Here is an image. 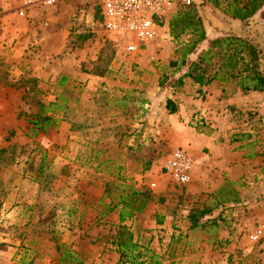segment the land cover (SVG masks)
<instances>
[{"label":"rangeland","instance_id":"1","mask_svg":"<svg viewBox=\"0 0 264 264\" xmlns=\"http://www.w3.org/2000/svg\"><path fill=\"white\" fill-rule=\"evenodd\" d=\"M188 1L206 32L188 63L234 34L261 50L264 75V4L240 22L223 10L246 0ZM99 2L61 0L19 17L0 0V264H122L118 225L139 244L138 264H264V245L248 238L264 218V91L242 92L236 80L171 86L186 72L168 67L177 46L168 21L183 0L132 54L103 29ZM176 148L192 165L182 187L161 172ZM140 202L120 224L126 203Z\"/></svg>","mask_w":264,"mask_h":264},{"label":"trees","instance_id":"2","mask_svg":"<svg viewBox=\"0 0 264 264\" xmlns=\"http://www.w3.org/2000/svg\"><path fill=\"white\" fill-rule=\"evenodd\" d=\"M214 0H205L203 4ZM264 0H246L242 6L237 5V1L228 2L223 13L231 19L240 22L246 21L257 14L262 8ZM169 35L176 43L174 54L176 59L171 60L168 67L172 69L171 74L179 72L185 68L186 72L176 77L171 86L181 87L184 79H190L199 88L210 85L213 81L227 83L236 80L235 85L242 92H262L264 91V75L259 69L261 50L247 37L229 35L216 38L209 43L208 48L198 56L197 61L188 63L189 56L193 55L198 45L206 40V32L203 20L200 16L199 6L189 4L181 6L168 21ZM183 35H190L186 42H180ZM215 62V70L212 72V63ZM170 76H165L159 82L163 86ZM166 109L169 114L176 113V105L171 100H167ZM50 121V118H43ZM41 122H35L39 126ZM4 150H1L2 153ZM254 155H250L252 157ZM147 202H140L138 206L126 203L119 211V222L124 223L133 217V212H141ZM130 206V208H128ZM202 212L201 214H204ZM192 222H195L194 216ZM195 226V224H194ZM112 244L116 247L119 259L122 264H138L142 255L139 244L134 241L133 234L124 225H118Z\"/></svg>","mask_w":264,"mask_h":264},{"label":"built area","instance_id":"3","mask_svg":"<svg viewBox=\"0 0 264 264\" xmlns=\"http://www.w3.org/2000/svg\"><path fill=\"white\" fill-rule=\"evenodd\" d=\"M61 0H11L7 12L19 17L34 9L51 7ZM187 5L188 0H183ZM175 11V0H100L99 14L105 31L116 35L122 41L126 54L143 50L155 36L159 22ZM190 158L181 148L174 149L162 167V174L171 184L182 187L191 179ZM156 183L150 187L155 188ZM249 241L257 246L264 245V218L251 231Z\"/></svg>","mask_w":264,"mask_h":264},{"label":"crops","instance_id":"4","mask_svg":"<svg viewBox=\"0 0 264 264\" xmlns=\"http://www.w3.org/2000/svg\"><path fill=\"white\" fill-rule=\"evenodd\" d=\"M102 76V75H101ZM101 76H99V75H92L91 77H92V79H91V83H93V82H97L98 80H105L106 81V79H104V78H101Z\"/></svg>","mask_w":264,"mask_h":264}]
</instances>
